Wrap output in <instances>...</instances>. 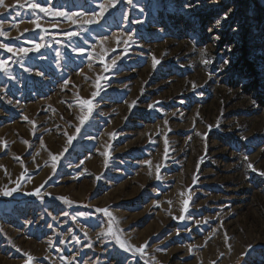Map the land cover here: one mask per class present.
Returning a JSON list of instances; mask_svg holds the SVG:
<instances>
[{
	"label": "rangeland",
	"instance_id": "rangeland-1",
	"mask_svg": "<svg viewBox=\"0 0 264 264\" xmlns=\"http://www.w3.org/2000/svg\"><path fill=\"white\" fill-rule=\"evenodd\" d=\"M36 2L44 10L0 0V58L13 77L0 73V189L25 177L0 197V264H26L25 253L33 264H264V0H120L90 26L56 16L90 17L99 11L90 0ZM133 32L125 56L112 37ZM29 41L43 47L4 50ZM93 49L109 64L123 58L80 125L77 97L91 99L104 74ZM52 154L62 156L55 175ZM41 184L51 193L43 201L25 195ZM107 228L145 251L122 250L101 235Z\"/></svg>",
	"mask_w": 264,
	"mask_h": 264
},
{
	"label": "snow or ice",
	"instance_id": "snow-or-ice-1",
	"mask_svg": "<svg viewBox=\"0 0 264 264\" xmlns=\"http://www.w3.org/2000/svg\"><path fill=\"white\" fill-rule=\"evenodd\" d=\"M127 2L129 4H135L134 0H127ZM118 3H120V0H101V2H99L98 4H97V0H90V5H94V6L98 7V9H99L98 12H96L94 15H92L90 17H87V14L85 12H83V11H76V12L72 13L71 15H69L66 11H62V10L59 11L58 13H56V16L57 17L66 18L72 25H77V26H79L78 25V21L81 20V19H84V24L90 26L92 24H99L101 22V20L105 17V15L110 11V9H115L117 7ZM30 5H31V8L33 10H37V9L44 10L41 7V5L39 4V2H36V0H30ZM139 10L141 12H143L144 11L143 6H140ZM125 19H127V15H125ZM33 23L35 25V29L43 28L39 19H36L35 21H33ZM135 23L142 24V23H144V20H137V21H135ZM79 35H80L79 32H72L70 35L65 36L64 39H72L73 37H77ZM125 36H126V39L124 38ZM134 36H135V32H133L131 35L120 33V34H114L112 39H115V43H116L117 47H119V45H120V43H121V41L123 39V43H124L125 49H126L124 51V55L126 56V55H128L127 48L132 43H134ZM57 42L60 43L61 41L58 39ZM28 43H31L32 47L31 48H27V49H22L19 52H16L15 49H11V48H7V49H4V50L7 51L8 53L12 54V55L14 54V55H17V56H25L26 57L32 52H38L43 47V45H37V44H35L34 42H31V41H29ZM104 43H105V41L101 40L99 46L103 47ZM0 47H2V46H0ZM73 52L76 53L77 55H80V56L88 54V53H85V51L83 49L77 50V49L74 48ZM89 55H90V59H97V57H98V55L95 52V49H93V52L91 54H89ZM207 55H208L207 54V48H204L202 50V52H201L202 63L204 65H209V64H212L214 62L213 59L210 60V59L205 58V57H207ZM122 58L123 57H113L112 58V62L110 64L108 62L107 56H104L102 58L97 59L100 64L104 65V68H103V73L104 74L97 76V79H96L95 85H94V87L96 88V91L91 94V96H92L91 99H80L79 97H77L79 106L82 109L86 110L84 112V114L79 119L80 125H84L90 119V117H91V115H92V113L94 111L95 98L100 95V90L103 87V83L102 82L110 78L107 75V73H110L112 71V69H114L116 67L117 61L119 59H122ZM150 58L153 61V68H155V66L160 61H159V59L157 57H155L154 54L151 55ZM10 64H11V60L10 59L0 58V73H4L5 75L8 76L9 79H12L13 78L12 74L9 71V65ZM90 66L91 65H89V67ZM222 70L223 69H221V71ZM26 71H28V69H26ZM36 75L42 76L43 73L42 72H37ZM211 78H212V74L209 73V79H211ZM70 83H71V81L69 80V81L66 82V85L70 84ZM192 88H193V91H196L197 86H196V84L194 82L192 83ZM8 103H12V101L9 100ZM157 103H159V102H157ZM134 106H135V102H133L131 107H134ZM149 107L150 108H154L155 104L150 105ZM24 119L28 120V117L25 116ZM29 122L34 124V122H32V121H29ZM165 123H167V122H165ZM215 127L218 128V129L220 128L219 122L216 123ZM79 131H80V129L76 128V132L79 133ZM110 135H111V137L113 139H115L118 134L116 132H113ZM75 139H77V136L69 135L68 139H67V143L70 145V144H72L73 140H75ZM189 139H191V137H189ZM205 140H206V137H205ZM0 143H3L4 147L7 148L6 142L0 141ZM24 143L27 144L28 142L24 141ZM110 151H111V145H108V151H106L105 155L110 157ZM64 152H67V148L66 147L64 148ZM51 158L54 160V164L51 165V167L53 169L52 175H55V170L57 169V167H58V165H59V163H60V161L62 159V156L59 155V154H52ZM244 159L248 160L249 156L248 155H244ZM203 160H204V157H201V162H203ZM145 163L146 164H150L151 162L147 161ZM248 167H249L250 171H252V172H257L258 171L255 168V166L253 164H251V163L248 165ZM258 174L264 176V171H259ZM75 178L78 179L79 177H75ZM24 179H25V177L22 176L20 178V180H17L16 181V185L17 186L15 188L0 189V197H7V198L13 197L14 193H17V192L20 191L21 181L24 180ZM100 179H101V177H99V176L96 177L97 181H99ZM157 179H160L159 175L157 176ZM197 182H198V179H197ZM43 188H44V184H41L39 186H36L32 191L26 192L25 195L30 196V197H35V198L43 201L45 196H50L51 195V193L42 191ZM187 193H188L187 196H186L187 197V207L185 208V218H186L187 211L189 210V206H190V195L189 194L191 193V189H188ZM181 195L184 196L185 194L182 193ZM56 198L61 200V201H67V198H65V197H56ZM72 203H74V202H72ZM156 206L160 207L161 205L159 203H157ZM96 211L98 213H100V214H107L111 218L112 213H111L110 209H96ZM173 219L178 220L181 223L184 222V220L181 217L173 216ZM205 223H207V221H205ZM0 232H2V229H0ZM178 234L179 233H177V235ZM101 235H111V236H113V238L117 240L118 245L124 251L131 252L133 249H136V252L139 254V253L145 251V249L147 247V245L145 244L144 246H142V248H136L134 246H132L130 248L126 241H123L121 237L117 236L113 232L112 228H107L104 232L101 233ZM50 243H54V242H50ZM230 247L231 246H229V248ZM19 251H21V250H19ZM189 251H192L191 246H189ZM248 251H251V246L248 247ZM246 254L247 253H244V255H246ZM24 255L26 256V264H33L34 257L31 256V254H27V253H25ZM72 259L74 260L75 258H72ZM65 264H69V262L66 261ZM85 264H87V262H85Z\"/></svg>",
	"mask_w": 264,
	"mask_h": 264
},
{
	"label": "crops",
	"instance_id": "crops-1",
	"mask_svg": "<svg viewBox=\"0 0 264 264\" xmlns=\"http://www.w3.org/2000/svg\"><path fill=\"white\" fill-rule=\"evenodd\" d=\"M157 187L161 188V185H160V184H158V185H157Z\"/></svg>",
	"mask_w": 264,
	"mask_h": 264
}]
</instances>
